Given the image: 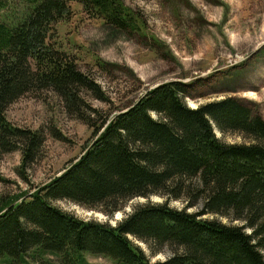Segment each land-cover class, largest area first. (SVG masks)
Masks as SVG:
<instances>
[{
    "label": "trees",
    "instance_id": "trees-1",
    "mask_svg": "<svg viewBox=\"0 0 264 264\" xmlns=\"http://www.w3.org/2000/svg\"><path fill=\"white\" fill-rule=\"evenodd\" d=\"M21 2L20 16L0 20V157L21 151L27 167L39 156L41 132L6 116L12 103L33 91L56 92L70 114L94 128V138L41 187L0 194V264H25L40 252L62 264H89L86 253L118 264H264V117L256 105L228 96L192 108L184 100L189 85L170 80L97 121L83 109L82 90L100 97V87L50 36L72 15V2L121 30H133L134 15L119 0ZM3 9L9 0H0ZM214 123L221 132L255 141L226 143ZM154 195L165 201L137 204L116 225L79 218L52 203L68 199L113 215L134 198ZM171 199L185 204L173 207ZM135 239L152 255L165 246L174 254L153 262Z\"/></svg>",
    "mask_w": 264,
    "mask_h": 264
},
{
    "label": "rangeland",
    "instance_id": "rangeland-1",
    "mask_svg": "<svg viewBox=\"0 0 264 264\" xmlns=\"http://www.w3.org/2000/svg\"><path fill=\"white\" fill-rule=\"evenodd\" d=\"M21 1L9 0V9L0 11V20L20 16L25 6ZM119 1L134 15L137 28L118 29L72 2V15L58 22L50 36V41L73 57L79 69L100 87V97L82 90L86 113L92 112L94 119L101 121L154 86L179 80L189 85L184 100L192 108L236 96L256 105L264 117V0ZM6 116L19 127L40 131L44 139L39 156L27 167L22 166L21 151L0 157V194L7 197L32 192L61 174L94 138V128L70 114L53 90L25 94L7 108ZM214 128L226 143L255 141L240 132H221L215 123ZM149 200L163 202L165 198L137 197L113 215L102 206L88 208L68 199L52 203L79 218L115 225L135 205ZM170 204L182 208L185 203L171 199ZM209 217L244 224L220 215ZM135 242L153 262L174 254L173 248L165 246L152 255L147 243ZM33 256L28 255L25 264H62L50 253ZM85 257L89 264H118L102 255L86 253Z\"/></svg>",
    "mask_w": 264,
    "mask_h": 264
},
{
    "label": "water",
    "instance_id": "water-1",
    "mask_svg": "<svg viewBox=\"0 0 264 264\" xmlns=\"http://www.w3.org/2000/svg\"><path fill=\"white\" fill-rule=\"evenodd\" d=\"M195 108H197V107H195ZM119 219H121V218H119ZM116 225V224H115Z\"/></svg>",
    "mask_w": 264,
    "mask_h": 264
},
{
    "label": "bare ground",
    "instance_id": "bare-ground-1",
    "mask_svg": "<svg viewBox=\"0 0 264 264\" xmlns=\"http://www.w3.org/2000/svg\"><path fill=\"white\" fill-rule=\"evenodd\" d=\"M157 86V85H156ZM156 86H154V87H156Z\"/></svg>",
    "mask_w": 264,
    "mask_h": 264
}]
</instances>
